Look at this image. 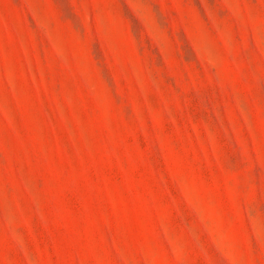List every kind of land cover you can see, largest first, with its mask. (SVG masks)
Masks as SVG:
<instances>
[{"label":"rangeland","instance_id":"374dc122","mask_svg":"<svg viewBox=\"0 0 264 264\" xmlns=\"http://www.w3.org/2000/svg\"><path fill=\"white\" fill-rule=\"evenodd\" d=\"M0 264H264V0H0Z\"/></svg>","mask_w":264,"mask_h":264}]
</instances>
